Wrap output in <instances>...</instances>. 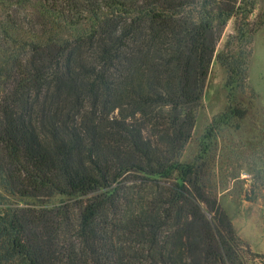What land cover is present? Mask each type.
<instances>
[{"label": "trees", "instance_id": "1", "mask_svg": "<svg viewBox=\"0 0 264 264\" xmlns=\"http://www.w3.org/2000/svg\"><path fill=\"white\" fill-rule=\"evenodd\" d=\"M256 2L41 0L45 21L88 26L66 39L27 15L0 23V186L38 203L0 206V264H253L180 157L223 30ZM252 36L240 26L216 55L229 96ZM251 180L264 190V171Z\"/></svg>", "mask_w": 264, "mask_h": 264}, {"label": "rangeland", "instance_id": "2", "mask_svg": "<svg viewBox=\"0 0 264 264\" xmlns=\"http://www.w3.org/2000/svg\"><path fill=\"white\" fill-rule=\"evenodd\" d=\"M27 1L25 8L17 10L8 4H0L2 26L9 24L8 15L14 20L27 15L28 21L33 19L34 27L40 30L48 21L43 18L48 15L43 16L37 11L41 0ZM240 18L228 20L216 45L196 109L191 139L183 149L180 162L198 166L206 174L219 205L245 244L243 248L257 254L249 259L253 264H261L258 256L264 255V190L253 184L251 176L264 171V0H257L246 21ZM50 20L52 18L48 26L57 38L76 37L88 29L85 24L69 27ZM240 26L253 34L247 85L244 90H233L229 96L225 86L226 71L216 60V55L223 51ZM236 41L234 46L239 45ZM231 42L230 46H233V40ZM211 128L214 134L207 140L204 136ZM253 196H256L255 200L251 199ZM65 200L63 196H53L39 205L52 208ZM34 203L32 199L11 195L0 186V206L27 207Z\"/></svg>", "mask_w": 264, "mask_h": 264}]
</instances>
